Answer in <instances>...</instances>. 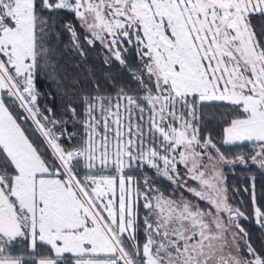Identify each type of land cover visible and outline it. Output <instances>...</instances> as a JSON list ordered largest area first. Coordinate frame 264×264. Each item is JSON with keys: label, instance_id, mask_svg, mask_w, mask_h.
Returning <instances> with one entry per match:
<instances>
[{"label": "snow or ice", "instance_id": "snow-or-ice-1", "mask_svg": "<svg viewBox=\"0 0 264 264\" xmlns=\"http://www.w3.org/2000/svg\"><path fill=\"white\" fill-rule=\"evenodd\" d=\"M97 43L114 92L62 62ZM237 164L264 173V0H0V264H264Z\"/></svg>", "mask_w": 264, "mask_h": 264}, {"label": "trees", "instance_id": "trees-1", "mask_svg": "<svg viewBox=\"0 0 264 264\" xmlns=\"http://www.w3.org/2000/svg\"><path fill=\"white\" fill-rule=\"evenodd\" d=\"M68 39L67 35L63 36V42H66ZM63 42L61 47H63ZM87 55L84 58H81L78 54L68 53L64 56L62 62H66L70 71L73 73H83V78L81 83L88 90L93 88V79L99 83V86L102 91L106 90L109 92H114L115 89L113 84L110 82L108 75L110 74L111 78L116 81L127 82L128 76L127 73L121 69L118 62L113 60L111 67L104 64V56L102 54L103 50L100 44H96L93 47L86 46ZM129 63H133L135 61V53L132 52L131 55L128 56ZM74 62H79L80 67L77 69L73 67ZM91 70L92 76L88 75V71ZM41 91L45 93V97L40 100L41 105L47 103L49 106L53 107L56 110V114L59 116L61 114L60 101L57 99L55 103L53 101L47 99V91L48 89L40 85ZM30 123V122H29ZM76 127H79L77 125ZM210 131L213 136H216L220 129L216 125L214 121H210L208 125ZM69 130H72V125H68ZM38 135V134H37ZM224 175L226 177V184L229 189L230 198L234 197L233 202L238 204L241 208H244L247 211V214L252 216V202H251V177L255 176L256 183V191L258 202L264 206V173L260 172L259 169L255 167V165H250L249 168H244L243 166L237 164L233 166H224ZM247 187L249 189L248 192H245L244 189ZM236 189L239 191L237 192ZM241 201H243L241 203ZM245 229L251 233L252 242L259 246L261 234L258 229V226L255 223L254 219L244 220L240 222Z\"/></svg>", "mask_w": 264, "mask_h": 264}, {"label": "rangeland", "instance_id": "rangeland-1", "mask_svg": "<svg viewBox=\"0 0 264 264\" xmlns=\"http://www.w3.org/2000/svg\"><path fill=\"white\" fill-rule=\"evenodd\" d=\"M98 44H99V43H98ZM29 122L31 123V121H29ZM181 168H182V166H181ZM164 183L167 184L166 181H165ZM189 183H191V184H195V182H193V181H189ZM176 195H179V193H176ZM184 195H185V196H190V193L185 192ZM192 199H195V198L192 197ZM201 203H202V202H201ZM241 221H244V219H241ZM241 221H240V222H241ZM141 239H142V237H141Z\"/></svg>", "mask_w": 264, "mask_h": 264}]
</instances>
